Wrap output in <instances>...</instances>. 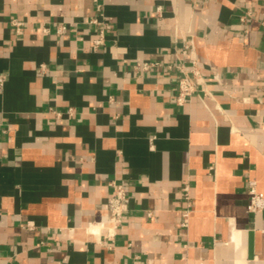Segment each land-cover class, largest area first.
I'll return each mask as SVG.
<instances>
[{"label":"crops","instance_id":"0c3cea01","mask_svg":"<svg viewBox=\"0 0 264 264\" xmlns=\"http://www.w3.org/2000/svg\"><path fill=\"white\" fill-rule=\"evenodd\" d=\"M100 2L0 0V264H264V0Z\"/></svg>","mask_w":264,"mask_h":264},{"label":"built area","instance_id":"2783aa9c","mask_svg":"<svg viewBox=\"0 0 264 264\" xmlns=\"http://www.w3.org/2000/svg\"><path fill=\"white\" fill-rule=\"evenodd\" d=\"M97 10L102 9L100 0H93ZM248 14L241 16V21L246 22ZM93 22L99 25L100 37L95 40V46L103 43V37L108 25L105 22L99 21L96 17L92 19ZM16 25H20V22H15ZM264 25V22H263ZM192 46V45H191ZM186 52V51H184ZM193 66L187 69L183 63H179L176 67L179 69V75L177 76V94L176 100L179 103L185 102L190 96L199 90V85L202 82V75L200 68L195 60H193ZM164 64L158 60H143L135 65V69L149 71L154 68L162 67ZM171 68V66H169ZM112 192L107 200L102 204L104 211L103 218L98 224L101 226H108L109 229L116 230L119 228L125 219L127 212L130 209V198L128 194V188L125 184L119 182H111ZM247 192L249 195V202L247 205L248 211L251 214L264 211V195L259 192L257 188V181L252 178H247ZM184 196L188 198L187 187L184 188ZM191 202H187V206L182 211L183 221L182 224L186 226L188 224L190 216Z\"/></svg>","mask_w":264,"mask_h":264}]
</instances>
